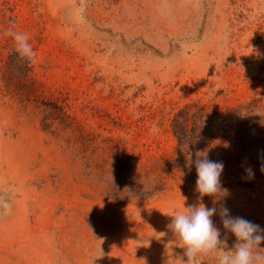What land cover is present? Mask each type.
Instances as JSON below:
<instances>
[{"label":"rangeland","instance_id":"374dc122","mask_svg":"<svg viewBox=\"0 0 264 264\" xmlns=\"http://www.w3.org/2000/svg\"><path fill=\"white\" fill-rule=\"evenodd\" d=\"M248 104L220 203L264 229V0H0V264H184L173 119Z\"/></svg>","mask_w":264,"mask_h":264},{"label":"clouds","instance_id":"9594fccd","mask_svg":"<svg viewBox=\"0 0 264 264\" xmlns=\"http://www.w3.org/2000/svg\"><path fill=\"white\" fill-rule=\"evenodd\" d=\"M6 35L12 36L15 50L21 59L30 64L37 62V54L28 42L26 33L7 30ZM192 161L196 169L195 192L199 194L198 203L185 206L184 198L180 209H176L169 216L172 217L168 225L179 247L184 249L187 257L184 264H198V258L213 256L216 264H264V229L243 217H232L230 210L221 201L228 196V189L221 184L223 162L212 161L205 152L197 151ZM246 174L251 176V169ZM213 198V207H206L203 197ZM220 204L217 208L216 205ZM219 215L225 236L221 239V231L212 220ZM227 233L235 236L234 245L229 248Z\"/></svg>","mask_w":264,"mask_h":264},{"label":"trees","instance_id":"16d2710c","mask_svg":"<svg viewBox=\"0 0 264 264\" xmlns=\"http://www.w3.org/2000/svg\"><path fill=\"white\" fill-rule=\"evenodd\" d=\"M253 104L207 111L204 106L176 112L172 122L177 139L175 155L165 163L167 170L178 169L188 176L196 174L192 161L197 151L212 161L224 162L250 146L246 140L249 120L244 116ZM143 196V194H141Z\"/></svg>","mask_w":264,"mask_h":264}]
</instances>
